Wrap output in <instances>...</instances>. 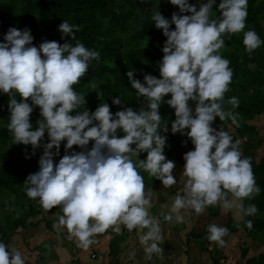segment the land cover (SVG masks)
I'll return each instance as SVG.
<instances>
[{
	"label": "clouds",
	"instance_id": "clouds-1",
	"mask_svg": "<svg viewBox=\"0 0 264 264\" xmlns=\"http://www.w3.org/2000/svg\"><path fill=\"white\" fill-rule=\"evenodd\" d=\"M170 3L178 6L180 13L191 14L173 12L170 20L159 11L152 15L155 27L167 39L159 62L160 78L145 74L141 83L134 78V69L126 74L131 88L144 98L139 112L126 107L113 115L107 103L98 105L94 112L77 111L86 100L73 86L80 83L91 62L99 59V52L76 40L77 25L67 21L59 25V31L71 36L75 45L45 40L39 47L32 46L30 30L16 27H10L0 43V92L9 96L7 128L13 143L31 145L35 150L45 133L49 140L43 145L39 171L29 174L23 183L25 193L45 211L59 209L61 214H52V227L58 234L66 229L67 238L78 248L87 250L96 235L109 229L120 233L123 227L129 232L147 229L139 236L147 259L162 252L157 244L162 239L160 221L149 212L152 191H146L139 171L160 180L164 187L177 183L175 162L164 155L167 137L161 132L166 133L168 127L167 123L161 127L162 103L175 110L171 132L186 135L194 145V150L183 155V189L176 193L169 212L163 214L164 220L175 218L183 223L182 210L199 215L216 205L234 209L239 219L258 212L255 204H243L244 199L260 193L251 158L242 156L239 139L233 142L228 132L212 127L216 117L230 119L239 127L238 114L223 109L233 71L219 50L225 45L222 36L227 34L230 39L245 29L248 0H221L216 19L210 18L216 0L200 3L199 10L188 0ZM171 25L174 30H170ZM243 44L251 54L264 41L254 30H248ZM168 94L171 98L165 101ZM190 101L195 102L194 112ZM112 103L122 106L120 97L113 98ZM227 103L232 108L239 106L234 96ZM35 106L42 119L32 130L30 114ZM118 130L122 136L117 135ZM65 140V154L55 163L53 157L59 155ZM90 141L94 143L88 150ZM74 145L82 151L69 154ZM143 152L146 159H138ZM245 224L249 230L253 228L252 220ZM227 234V227L213 223L208 225L205 238L223 247ZM0 264L26 261L20 250L0 240Z\"/></svg>",
	"mask_w": 264,
	"mask_h": 264
},
{
	"label": "trees",
	"instance_id": "trees-1",
	"mask_svg": "<svg viewBox=\"0 0 264 264\" xmlns=\"http://www.w3.org/2000/svg\"><path fill=\"white\" fill-rule=\"evenodd\" d=\"M204 2L207 0H188L189 4L196 5L197 10H199L200 3ZM220 2L221 0H216L210 18L216 19L220 16L218 9ZM157 11L169 20L173 12L179 15L191 14L180 13L178 6L172 5L170 0H0V43L4 42L3 37L7 30L10 27H16L19 30L25 28L30 30L34 38L32 46L39 47L45 40L56 41L61 45L67 41L75 45L76 41H72L71 36H65L59 31V25L63 21L77 25L80 30L74 33L76 40L87 48L99 52V59L91 62L80 83L73 86L78 94L85 95L86 100V104L77 111L82 113L87 109L94 112L98 105L107 103L113 115L126 107L139 112L145 105L144 98L137 96L126 74L130 69H134V78L140 80L141 83L144 82L145 74L160 78L159 62L162 60V48L167 38L162 30L155 27L151 19ZM247 12L245 29L240 33L232 34L230 39L227 34L222 36L225 45L219 50V54L230 61L229 67L233 71L229 91L224 96L223 109L226 112L232 111L238 114L239 127L233 125L230 119L221 121L219 117L215 118L212 127L228 132L233 137V142L237 139L257 138L256 142H249L243 146L240 144V151L243 157L251 158L256 184L260 188L258 195L252 199H244L243 204L245 207L255 204L258 212L253 216H245L239 221H236L230 213L223 227H227L228 232L231 233L243 231V235L247 238L257 239L264 243V155L258 159L257 153L252 152L259 143H263V138L259 137L260 133L257 131L258 125L255 120L262 117L264 122V44H261L251 54L245 50L243 44L244 32L248 30H254L264 41V0H248ZM174 28L175 26L171 25L170 30ZM249 65L254 67H249ZM233 96L239 100V106L236 108H232L227 103ZM115 97L121 98L122 106L112 103ZM170 98L171 94H168L164 100ZM16 99L19 102L21 98L17 95ZM8 101L9 96L0 92V189H5L11 194L7 200L0 203V207H5V210L13 208L17 213V217L12 220L11 224L9 223L8 236H11L18 228L28 224L30 216L44 213V209L37 200L27 197L23 185L29 174L37 172L38 161L44 148L40 146L33 150L31 145L13 143L7 128L10 117ZM29 103L31 105V101ZM189 103L194 112L195 102L190 101ZM159 113L162 117L161 127L166 123L168 127L166 133L161 132L167 137L164 155L168 160L174 161L175 165H184L183 155L194 150V145L186 135L171 132V123L175 120L173 108L167 103H162ZM75 114L76 112L72 113V115ZM40 119H42L40 109L35 106L30 114L32 130L38 127L36 122ZM117 135L122 136L123 133L118 130ZM93 143V141L89 142L88 150L91 149ZM65 144L66 140L60 145L61 158L65 154ZM27 149L34 152L32 157L29 161H19L18 153ZM72 150L82 151L79 146L75 145ZM52 151L55 152V148ZM146 157L147 153L143 152L139 154L138 159L145 160ZM56 158V156L53 157L54 160ZM139 171L146 187L156 189L161 186L160 180L149 176L142 169ZM56 209L57 215L61 214L59 209ZM206 209L212 218L217 217L222 211L220 205L209 206ZM41 219L33 223L36 229L42 228H40ZM246 220L253 221L251 230L246 227ZM53 222V218H47L45 228L51 229ZM213 223L215 222H206L200 232H190L188 240L211 243L205 237L208 225ZM119 235L114 238V243H118L119 238L121 236L123 238L125 234L120 233ZM240 250V257L244 261L237 264H264V253L249 255L247 246L240 247ZM114 252L111 250L112 255L117 254ZM215 254L211 252L213 262L225 264L221 263L222 259L220 260Z\"/></svg>",
	"mask_w": 264,
	"mask_h": 264
},
{
	"label": "crops",
	"instance_id": "crops-1",
	"mask_svg": "<svg viewBox=\"0 0 264 264\" xmlns=\"http://www.w3.org/2000/svg\"><path fill=\"white\" fill-rule=\"evenodd\" d=\"M175 166L184 168V165L180 164ZM177 182H183L181 184L184 185V181L181 179H177ZM160 187L161 186L156 189L146 187V191H152L149 212L151 216L160 221L162 235V239L157 242L162 252L154 253L151 260L147 259L144 246L139 243V236L147 232V229H136L129 232L122 227L120 233H124L125 235L123 238L122 236L119 238L118 243H114V238L120 233H116L110 229L113 231V234H110L108 230L104 235L93 237L95 243L87 250L78 248L74 241L67 238V234L62 236L57 234L54 229L41 230L35 227L34 229L32 226H26L28 228L20 227L11 236L7 234L3 242L9 247H15L20 250L25 258L26 264H168L170 260L171 264H188L189 252H192V245L190 244L193 242V240H188V234L191 232L192 228L194 231L200 232L204 224L209 221L215 222L218 226H224L229 218V216L226 217L229 210L222 208L221 213L217 217L212 218L209 216L208 210L206 209L202 214H199L200 217H198L200 221H203L202 226H197L195 224L196 215L190 214L185 210H182L180 213L185 217L183 223H177L175 218H173L171 222L165 221L161 216L169 212L175 198L172 197L176 194L171 196L168 192L161 190ZM234 211V209L230 211L231 215L236 221L241 220L234 215ZM203 215L204 217H202ZM173 216L175 217V214H173ZM36 217L37 216H30L28 225L35 223L33 219ZM62 231L66 232V229H61V232ZM235 234L244 236L243 231H239L237 233L228 232L225 237L234 236ZM177 237L180 243L183 242V250L181 252L183 256L180 255L181 249H176L177 246H180H176L174 243V238ZM244 238L249 239L246 236ZM207 247L209 249L206 250L208 251L207 255L210 257L212 251L216 253L217 250L222 248L220 246L218 247L215 242L207 243ZM39 248H41V250H38ZM111 250L113 252L115 251L114 253L117 254L112 255ZM220 254H222L221 250ZM220 254L218 256H220ZM215 256L218 257L216 254Z\"/></svg>",
	"mask_w": 264,
	"mask_h": 264
},
{
	"label": "rangeland",
	"instance_id": "rangeland-1",
	"mask_svg": "<svg viewBox=\"0 0 264 264\" xmlns=\"http://www.w3.org/2000/svg\"><path fill=\"white\" fill-rule=\"evenodd\" d=\"M262 120H263L262 117H260V118L255 120V123H257V125H258L257 126V129H258L257 131H258V133H260L259 137L263 138V143H259L257 148L255 150L253 149V151H252V152L257 153V155H258L257 158L258 159L262 155H264V122ZM256 139L257 138H251V139L243 138V139H240V141H241V144L243 146V145H247V143H249V142H256ZM48 142H49L48 136H47V133H45L43 140L40 142L41 146L43 147V145L48 143ZM25 146H29V145H25ZM242 146H241V149H242ZM72 151H74V150L70 149L69 150V154ZM33 153L34 152L33 151H29V149H27L26 151H24L22 153H18V155H17L18 160L19 161H23V160L24 161H29L30 158L32 157ZM42 155H43V151L41 153V156ZM56 157L57 158L54 160V162L58 163L59 159H61V154L59 153V155L56 156ZM183 170H184V168H182V167H175L174 168L173 175H174V178L176 180L177 179L178 180L181 179V180L184 181V178L181 176L182 173H183ZM37 171H39V168L37 169ZM181 183H183V182H177L176 184H174L171 187H164L163 184H161L160 189L163 190V191L168 192L172 196L173 194H176V192L181 191L183 189V185ZM10 196H11V194L8 193L7 190L0 189V203L5 201V200H7ZM174 197L175 196H173L172 198H174ZM1 207H0V240L4 241L6 239V235L8 234L7 231H9V229H10L9 223L11 224L12 220H14L17 217L16 216L17 213H16V211L13 208L5 210V207H3V206H1ZM230 211L231 210L228 211V214H226V217L230 216L229 215ZM44 212L45 213H42L39 216H37L35 219H33L34 220L33 222H36V221H38V219H41L43 217V219L40 220V221H42L41 224H40V228L42 227L41 230H45V229L48 230L47 228H45V220L47 218H49V217L53 218L52 214H54V213L57 214V209L53 208L49 212L44 210ZM198 217H200V215H196V221H195L196 223L195 224L197 226H202L203 221H200ZM202 217H204V215ZM190 225H192V224H190ZM26 226H32L34 228V224L33 223L30 224V225L27 224ZM26 226H25V228H28ZM49 230H53V227L51 229H49ZM54 231L57 233V231L55 229H54ZM109 231H110V234H113L112 230L109 229ZM193 231H194V229L192 228L191 232H193ZM59 234L63 236L65 234H67V232H65V231L61 232L60 231ZM244 237L245 236H240V234H235L234 236L232 235L230 237H224L223 238L224 241H225L224 246L216 251V255L218 256L220 254V250H221L222 254H220V256H218L220 258V260L222 259V261H223V262L220 261L221 263L237 264L238 262L244 261L240 257V254H241L240 247H242V246L249 247V255L264 253V243L263 242H261L260 240H257V239H246ZM174 240H175V242H174L175 245L176 246L177 245L180 246V247L177 246L176 249L177 250L181 249V251H180V253H181L182 250H183V245H182L183 242L180 243V240H179L178 237L174 238ZM206 244L207 243H204L201 240L191 242L190 245H192L191 246L192 252H189L188 262H187L188 264H194V262H195V264H215L213 262L212 258L207 255L208 251H206V250H209V249H208V247H206ZM38 250H41V248H39ZM201 251H202V255H201ZM180 255L183 256V253H181ZM168 264H171V260L169 261Z\"/></svg>",
	"mask_w": 264,
	"mask_h": 264
}]
</instances>
